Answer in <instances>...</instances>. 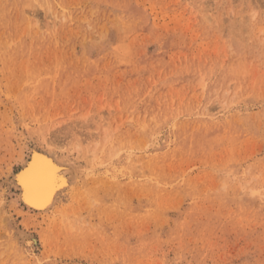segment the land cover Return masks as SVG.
I'll return each mask as SVG.
<instances>
[{
  "label": "rangeland",
  "instance_id": "374dc122",
  "mask_svg": "<svg viewBox=\"0 0 264 264\" xmlns=\"http://www.w3.org/2000/svg\"><path fill=\"white\" fill-rule=\"evenodd\" d=\"M0 264H264V0H0Z\"/></svg>",
  "mask_w": 264,
  "mask_h": 264
},
{
  "label": "bare ground",
  "instance_id": "6f19581e",
  "mask_svg": "<svg viewBox=\"0 0 264 264\" xmlns=\"http://www.w3.org/2000/svg\"><path fill=\"white\" fill-rule=\"evenodd\" d=\"M111 111V110H110ZM108 118V117H107ZM109 121V120H108ZM109 124V123H108ZM100 125V124H99ZM98 125V126H99ZM107 125V124H106ZM97 126V125H96ZM111 126L108 125L107 127ZM95 127V126H94ZM98 128V127H97ZM110 128V127H109ZM96 129V128H95ZM100 129V128H99ZM121 129V128H120ZM97 130V129H96ZM122 130V129H121ZM89 132V131H88ZM92 132V131H91ZM113 132V131H112ZM121 132V131H120ZM105 134H108V133H105ZM104 134V135H105ZM114 135V134H113ZM99 136V135H98ZM112 136V135H111ZM118 137V136H117ZM120 137V136H119ZM131 137V136H130ZM102 138V137H101ZM95 139V138H94ZM98 139V138H96ZM121 139V138H120ZM88 141V140H87ZM114 141V140H113ZM130 141V140H129ZM120 142V140L118 141ZM123 142V141H122ZM122 142L120 143H112L110 146L109 145V148L107 147H103L102 145V148H101V153H104L105 155L104 156V159H106L107 161H109L111 158H112V154H118L119 151L122 149ZM98 143V141H97ZM101 143V141H100ZM91 144V143H90ZM99 144V143H98ZM80 146V145H79ZM95 146H96V142H95ZM104 146H106V144H104ZM126 146V145H124ZM97 148V147H96ZM108 150H107V149ZM127 148V147H126ZM106 149V150H105ZM80 150V149H77V151ZM97 150V149H96ZM53 151V150H52ZM86 151V150H85ZM84 151V152H85ZM81 152V150H80ZM82 153V152H81ZM106 153L107 156H106ZM122 154V153H121ZM81 155V154H80ZM95 155V154H94ZM89 156V155H88ZM36 157H41L42 158V161H47L50 165V168L52 170V174H53V177H54V180H55V188L51 194V196L48 197L47 200H45L44 198H35L33 197L31 194H28L26 196V190H25V187L24 185L21 183L19 177L21 176V174L23 173V171L25 169H22V171L17 175L16 177V180H17V186L18 188L20 189V199L22 201V203L31 211H34V212H38V213H49L53 210H55L57 208V205L58 203H60V201L63 199L62 197L67 194L66 192L68 191H74L76 190V183L78 181V179L80 178L81 174H82V170L81 168H79V166H76L74 165V163H71L70 161H63V160H59L55 155L54 153H50V154H47V153H44L42 151L39 152L38 154H35L33 156V159H32V162L33 160L36 158ZM92 158V157H91ZM117 159V158H116ZM31 161V160H30ZM135 161V160H134ZM133 161V162H134ZM32 162H28L27 166H30L32 164ZM85 162V161H84ZM103 162V161H102ZM129 162V161H128ZM91 163V162H90ZM116 163V162H115ZM126 163V162H125ZM132 164V162H129ZM103 164V163H102ZM26 167V166H25ZM84 168V166H82ZM112 169V168H111ZM135 167L133 165H130V167H128V172L130 173L131 177H136V171H135ZM114 171V170H113ZM89 173V172H88ZM115 174L112 173V176H114ZM90 182V181H89ZM93 182V180H92ZM91 183V182H90ZM107 183V182H106ZM105 183V184H106ZM83 184V183H82ZM100 184V183H99ZM104 184V183H103ZM104 184V185H105ZM110 184V183H109ZM116 184V183H115ZM132 184V183H131ZM89 185V184H88ZM123 185V184H122ZM100 186V185H98ZM113 186V185H112ZM121 186V185H120ZM91 187V186H90ZM89 187V188H90ZM107 187V185H105V188ZM115 187V186H114ZM113 187V189H114ZM118 187V186H117ZM84 188V187H82ZM103 188V187H101ZM108 188V187H107ZM111 188V187H110ZM116 188V187H115ZM122 189H124L122 187ZM88 190V189H87ZM91 190V189H90ZM99 190V189H98ZM107 191V190H106ZM105 191V193H106ZM116 191V190H114ZM123 191V190H122ZM125 191V190H124ZM96 192V191H95ZM118 192V191H117ZM89 193V192H88ZM113 193V192H112ZM123 193V192H122ZM84 194V193H83ZM79 195V194H78ZM96 195V193H95ZM121 195V194H120ZM126 195V194H125ZM91 196V195H90ZM97 196V195H96ZM94 197V196H93ZM114 197V196H112ZM111 197V198H112ZM98 199V197H96ZM109 198V197H108ZM66 199V198H65ZM87 199V198H86ZM118 199V198H117ZM85 200V199H84ZM106 200V199H105ZM120 200V199H119ZM63 201V200H62ZM61 201V202H62ZM122 201V200H121ZM125 201V200H124ZM104 203V202H103ZM62 204V203H61ZM97 204V203H96ZM92 205V203H91ZM60 206V205H59ZM90 208V207H89ZM60 222V221H59ZM20 231V230H19ZM18 231V232H19ZM19 233H21V236L18 237V234H17V237H16V241L17 240H21L22 239H25L24 237H26V233L28 235V232L24 233L22 231H20ZM24 235H23V234ZM29 236V239L33 242V243H36V240L33 236H30V234L28 235ZM22 241V240H21ZM25 242V241H23ZM19 243V242H18ZM21 243V242H20ZM26 243V242H25ZM24 243V244H25ZM31 243V242H29ZM22 244V243H21ZM25 246V245H24ZM22 247V246H21Z\"/></svg>",
  "mask_w": 264,
  "mask_h": 264
},
{
  "label": "snow or ice",
  "instance_id": "6c2138e0",
  "mask_svg": "<svg viewBox=\"0 0 264 264\" xmlns=\"http://www.w3.org/2000/svg\"><path fill=\"white\" fill-rule=\"evenodd\" d=\"M19 179L25 187L26 196L31 194L37 199L42 197L47 200L55 188L50 165L41 157H36L30 166H26Z\"/></svg>",
  "mask_w": 264,
  "mask_h": 264
}]
</instances>
